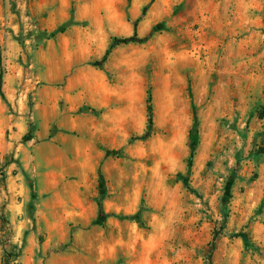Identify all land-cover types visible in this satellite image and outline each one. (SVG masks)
I'll use <instances>...</instances> for the list:
<instances>
[{"label": "rangeland", "instance_id": "374dc122", "mask_svg": "<svg viewBox=\"0 0 264 264\" xmlns=\"http://www.w3.org/2000/svg\"><path fill=\"white\" fill-rule=\"evenodd\" d=\"M49 94L78 115L74 175L0 264H264V0H0L22 140Z\"/></svg>", "mask_w": 264, "mask_h": 264}, {"label": "crops", "instance_id": "0c3cea01", "mask_svg": "<svg viewBox=\"0 0 264 264\" xmlns=\"http://www.w3.org/2000/svg\"><path fill=\"white\" fill-rule=\"evenodd\" d=\"M38 97L44 107L35 118L44 137L36 130L32 138L22 140L27 128L25 109L0 106V169L5 174L0 180V223L6 220L0 239L7 236L8 245L21 240V257H28L38 235L48 230V213L50 208L57 209V202L50 207L45 195L57 193L60 177L74 175L73 154L77 147V141H70L59 130L75 127L78 115L56 109L55 94ZM8 126L14 128L6 131Z\"/></svg>", "mask_w": 264, "mask_h": 264}, {"label": "trees", "instance_id": "16d2710c", "mask_svg": "<svg viewBox=\"0 0 264 264\" xmlns=\"http://www.w3.org/2000/svg\"><path fill=\"white\" fill-rule=\"evenodd\" d=\"M108 52H109L108 49H106V51L104 52L103 57H105V56L108 54ZM146 102H147V104H148V113H150V110H151V99H150L149 92L147 93ZM29 136H30V135H28V137L26 136V139H29V138H30ZM98 211H99V213H100L101 216H106V213H104L103 208H102L101 205H99V209H98ZM241 236H242V238H244V239L246 238V235H245L244 233H242Z\"/></svg>", "mask_w": 264, "mask_h": 264}, {"label": "built area", "instance_id": "2783aa9c", "mask_svg": "<svg viewBox=\"0 0 264 264\" xmlns=\"http://www.w3.org/2000/svg\"><path fill=\"white\" fill-rule=\"evenodd\" d=\"M4 170L0 169V180H3L4 179Z\"/></svg>", "mask_w": 264, "mask_h": 264}]
</instances>
